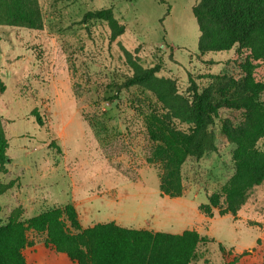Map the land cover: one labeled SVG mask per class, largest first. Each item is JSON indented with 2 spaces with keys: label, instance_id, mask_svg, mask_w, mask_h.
Returning a JSON list of instances; mask_svg holds the SVG:
<instances>
[{
  "label": "rangeland",
  "instance_id": "1",
  "mask_svg": "<svg viewBox=\"0 0 264 264\" xmlns=\"http://www.w3.org/2000/svg\"><path fill=\"white\" fill-rule=\"evenodd\" d=\"M164 1L39 0L41 29L0 27V114L9 140L8 173L0 174V226L18 207L26 220L70 203L83 228L115 223L173 235L196 231L209 242L199 246L195 264H223L220 245L236 253L257 245L264 183L250 190L236 216L221 217L216 209L209 217L200 210L235 174V146L221 135V125L237 114L219 110L210 127L217 150L185 164L183 197L162 196L159 170L142 160L144 118L138 111L155 99L138 88L118 90L133 74L122 46L145 68L159 67L158 76L175 80L189 100L193 83L202 94L218 85L214 77L240 73L241 61L232 62L238 45L200 54L193 14L200 0ZM107 9L126 28L113 42L107 22L84 20L88 12ZM255 75L264 81V60ZM116 92L119 98L112 102ZM258 100L264 102V94ZM90 117L105 121V131L90 126ZM129 140L131 153L121 146ZM258 148L264 151V138ZM9 184L3 192L2 185ZM29 236L35 244L45 243L44 235ZM39 247L46 255L39 264H50L49 258L73 264L65 254L49 255Z\"/></svg>",
  "mask_w": 264,
  "mask_h": 264
},
{
  "label": "trees",
  "instance_id": "2",
  "mask_svg": "<svg viewBox=\"0 0 264 264\" xmlns=\"http://www.w3.org/2000/svg\"><path fill=\"white\" fill-rule=\"evenodd\" d=\"M193 14L200 31L201 55L239 46L240 52L232 59L236 63L241 61L238 76L214 77L218 85L206 88L202 94L193 83V96L189 100L179 92L175 80L158 76L159 67L145 68L139 58L122 46L133 74L118 90L138 88L155 99V103L148 101L146 111H138L144 118L142 160L159 170L161 195L172 199L185 194V164L216 152V137L210 127L219 110L237 114L235 119L226 118L221 125V135L235 146V174L220 193L212 194L209 203L200 207L209 217L216 209L221 217L236 216L250 190L264 183V151L258 148V142L264 138V102L258 100L264 94V81L257 80L255 75L264 60V0H200ZM94 19L108 23L112 42L125 33V26L115 18L112 9L84 16L86 21ZM0 27L41 29L39 0H0ZM2 90L0 81V93ZM118 98L116 92L110 100ZM98 119L90 117L88 122L105 131L106 122ZM178 125H188L189 129L184 131ZM121 146L128 153L134 152L130 140L122 141ZM8 149L9 140L0 114V174L8 173ZM10 186L2 185V191ZM22 215L23 209L18 207L8 223L0 226V264H27L24 251L35 245L30 234L44 235L47 247L67 255L74 264H192L199 246L209 242L193 230L173 235L124 228L115 223L83 228L76 208L70 203L30 219L22 220ZM260 228L262 237L252 250L236 253L220 245L223 264H264V224Z\"/></svg>",
  "mask_w": 264,
  "mask_h": 264
},
{
  "label": "crops",
  "instance_id": "3",
  "mask_svg": "<svg viewBox=\"0 0 264 264\" xmlns=\"http://www.w3.org/2000/svg\"><path fill=\"white\" fill-rule=\"evenodd\" d=\"M188 205V204H187ZM183 207V206H182ZM186 231H189V230H186ZM39 245L40 246H43L45 249L44 250H46L45 252H47V254H61V253H57L55 250H54V248H52V247H47L46 245H45V243H43V244H38V243H36L33 247H30V248H27L25 251H24V257H25V259H26V262H27V264H31V261L33 262H35V264H39V261L40 260H43L44 259V257L46 256L45 255V253H43L41 250L42 249H40V247H39ZM61 255H64V254H61ZM67 256V255H66ZM68 257V256H67ZM69 259V258H68ZM70 260V259H69ZM71 261V260H70ZM72 262V261H71ZM198 261H195V262H193L192 264H195V263H197ZM49 263L50 264H56V263H54V261L52 262V260H51V258H49ZM73 263V262H72ZM74 264V263H73Z\"/></svg>",
  "mask_w": 264,
  "mask_h": 264
}]
</instances>
